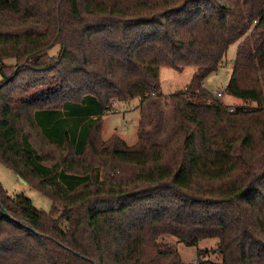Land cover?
Segmentation results:
<instances>
[{"label": "trees", "instance_id": "trees-1", "mask_svg": "<svg viewBox=\"0 0 264 264\" xmlns=\"http://www.w3.org/2000/svg\"><path fill=\"white\" fill-rule=\"evenodd\" d=\"M236 41L232 107L203 82ZM162 66L194 71L155 143ZM0 74V162L51 202L0 182V264H264V0H0ZM134 97L148 127L102 140ZM33 130L67 157L44 163ZM164 235L216 238L221 262L184 263Z\"/></svg>", "mask_w": 264, "mask_h": 264}, {"label": "rangeland", "instance_id": "rangeland-1", "mask_svg": "<svg viewBox=\"0 0 264 264\" xmlns=\"http://www.w3.org/2000/svg\"><path fill=\"white\" fill-rule=\"evenodd\" d=\"M238 44L239 41H236L228 46L221 65L215 71L208 74L203 82L204 87L210 92H221L222 96L220 99H222L225 104L227 103L232 107L234 105L243 104L240 98L224 92L231 76L232 60L235 58ZM58 51L59 45L54 44L47 50V54L50 57H56ZM5 63L7 65H12L14 60L6 59ZM193 71L194 68L192 66H186L182 71H176L168 66L160 67V88L163 95L156 99V101L159 102V116L154 133L155 143L165 142L173 130V112L166 101L168 95L177 90H184L192 78ZM152 101L153 100H141L139 97H134L114 104L113 110L106 112L102 116L100 125L102 140H106L111 134L115 133L124 146H133L137 140L138 126L142 124L144 127H148ZM37 132L38 131L35 130L31 131L30 140L43 157L47 158L44 160V163L50 164L60 160L62 157H67L68 152L66 149H55L53 146L47 144L46 141L42 140ZM0 182L10 195L25 194L37 208L45 211L50 209L51 202L47 197L28 184H24L20 181L18 176L11 169L4 166L1 162ZM161 239L178 252L180 259L184 263L196 262L199 258L208 259L215 263L221 262V256L217 252H214V249L217 247L216 238L203 239L194 246H187L172 235H164ZM203 249L204 251L198 255V250Z\"/></svg>", "mask_w": 264, "mask_h": 264}, {"label": "built area", "instance_id": "built-area-1", "mask_svg": "<svg viewBox=\"0 0 264 264\" xmlns=\"http://www.w3.org/2000/svg\"><path fill=\"white\" fill-rule=\"evenodd\" d=\"M216 97L220 98L222 96V93L219 91H211Z\"/></svg>", "mask_w": 264, "mask_h": 264}, {"label": "water", "instance_id": "water-1", "mask_svg": "<svg viewBox=\"0 0 264 264\" xmlns=\"http://www.w3.org/2000/svg\"><path fill=\"white\" fill-rule=\"evenodd\" d=\"M19 179H20V181H22L24 184H26V181L22 180V178L19 177ZM3 211H4V210H3ZM4 214L7 215L6 211H4Z\"/></svg>", "mask_w": 264, "mask_h": 264}, {"label": "crops", "instance_id": "crops-1", "mask_svg": "<svg viewBox=\"0 0 264 264\" xmlns=\"http://www.w3.org/2000/svg\"><path fill=\"white\" fill-rule=\"evenodd\" d=\"M232 62H233V60H232Z\"/></svg>", "mask_w": 264, "mask_h": 264}]
</instances>
